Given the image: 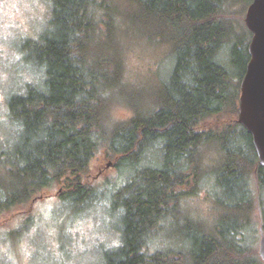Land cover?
Masks as SVG:
<instances>
[{
    "label": "trees",
    "instance_id": "obj_1",
    "mask_svg": "<svg viewBox=\"0 0 264 264\" xmlns=\"http://www.w3.org/2000/svg\"><path fill=\"white\" fill-rule=\"evenodd\" d=\"M236 1L132 0L121 21L100 0H50L46 27L21 47L41 80L7 99L15 139L0 146V218L56 188L81 210L97 197L84 177L103 151L123 179L106 188L120 242L103 250L101 264H259L237 236L255 203L254 174L258 202L264 192L251 136L237 119L221 130L201 127L238 114L251 32L244 39L224 18ZM129 31L169 47L170 70L147 106L124 72ZM114 105L131 115L113 119ZM211 141L222 159L211 173L219 214L209 223L190 217L181 199L197 194ZM166 227L178 234L174 249L160 247Z\"/></svg>",
    "mask_w": 264,
    "mask_h": 264
},
{
    "label": "rangeland",
    "instance_id": "obj_2",
    "mask_svg": "<svg viewBox=\"0 0 264 264\" xmlns=\"http://www.w3.org/2000/svg\"><path fill=\"white\" fill-rule=\"evenodd\" d=\"M100 1L108 5L105 12L112 11L121 21L132 6V0ZM236 2L223 8L226 13L224 18L237 35L243 33L246 39L248 35L244 31L247 29L244 15L250 2ZM49 3L50 0H0V146L15 139V127L8 121V96L21 92L24 83L35 81L36 78L37 81L41 80V74L36 75V66L26 59L21 47L25 41L38 38L46 27L50 16ZM127 35L122 41L124 72L133 86L143 90L137 100L147 106L153 101V95L157 94L150 91L159 85L160 78L170 70L169 47L158 40L148 39L144 34L129 31ZM232 79L236 84L237 78ZM110 115L113 119L124 120L131 113L124 105H114ZM236 119L237 116L226 112L203 122L201 127L204 130H221ZM203 153L205 170L197 194L184 195L181 202L190 217L211 223L219 214L214 202L220 198L211 173L219 158L222 159V153L214 141L208 144ZM114 162L115 159L106 156L103 151H99L91 160L84 179L88 185L95 187L97 197H93L81 210L75 211L68 203L61 201L58 197L61 188H56L31 200L28 207H19L14 213L1 217L0 264H101L103 250L120 242V233L114 227L119 219L111 213V196L106 194L109 182L116 183L123 179ZM254 175L251 185L256 195L255 203L249 212V223L246 222L239 229L237 236L241 239L238 241L240 247L253 251L259 264H264L258 254L260 228L264 233V192L258 202L260 189ZM183 191H186L185 187ZM219 218L213 224L218 225ZM177 235L174 227H166L163 238H160L163 240L160 247L165 245L174 249Z\"/></svg>",
    "mask_w": 264,
    "mask_h": 264
},
{
    "label": "water",
    "instance_id": "obj_3",
    "mask_svg": "<svg viewBox=\"0 0 264 264\" xmlns=\"http://www.w3.org/2000/svg\"><path fill=\"white\" fill-rule=\"evenodd\" d=\"M244 24L251 32V38L247 45L249 59L240 80L237 122L251 136L257 165L264 167V0L249 3ZM260 236L258 254L264 260L262 228Z\"/></svg>",
    "mask_w": 264,
    "mask_h": 264
}]
</instances>
